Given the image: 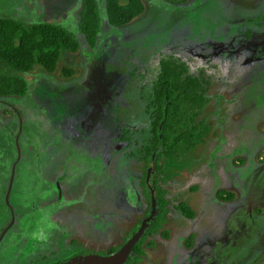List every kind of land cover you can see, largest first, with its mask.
I'll return each instance as SVG.
<instances>
[{
  "label": "rangeland",
  "instance_id": "1",
  "mask_svg": "<svg viewBox=\"0 0 264 264\" xmlns=\"http://www.w3.org/2000/svg\"><path fill=\"white\" fill-rule=\"evenodd\" d=\"M141 1L140 17L111 27L97 0L101 33L91 51L78 32L80 0H0V18L58 25L79 44L53 74L36 67L21 75L30 87L24 97L0 101V168H29L34 157L55 173L78 168L70 182H82L87 251L122 244L144 215L149 166L119 142L118 125L134 142L142 138V98L162 55L173 53L209 83L201 119L210 130L151 176L166 223L139 264H264V0Z\"/></svg>",
  "mask_w": 264,
  "mask_h": 264
},
{
  "label": "trees",
  "instance_id": "2",
  "mask_svg": "<svg viewBox=\"0 0 264 264\" xmlns=\"http://www.w3.org/2000/svg\"><path fill=\"white\" fill-rule=\"evenodd\" d=\"M162 1L179 7L188 0ZM102 3L105 20L111 27L125 26L145 11L141 0H102ZM99 12L97 0H80L78 32L82 46L91 51L95 50L101 33ZM78 51L79 44L75 37L58 25H27L0 18V101L22 98L27 94L30 87L21 75L30 74L36 67H40L47 74H53L63 52L76 54ZM31 87L34 88L32 85ZM208 87V81L193 74L187 62L166 52L158 62L151 94L148 98H142L148 124L146 132L142 131V138L134 142L131 129H123L119 122V142L128 148L133 145L138 148L137 161L149 166L141 182L147 194L144 215L138 220L132 233L122 239V244L137 231L141 221L150 215L151 191L155 199L154 217L146 224L143 235L125 264H139L145 255L144 249L156 247L152 238L166 223L163 191L156 181H151V176L154 178L162 174L160 163L176 157L183 150L197 147L209 135L210 127L201 119ZM150 182L152 190L148 186ZM179 210L185 217L193 218L184 205H180ZM120 247H110L105 255L115 253Z\"/></svg>",
  "mask_w": 264,
  "mask_h": 264
},
{
  "label": "flooded vegetation",
  "instance_id": "3",
  "mask_svg": "<svg viewBox=\"0 0 264 264\" xmlns=\"http://www.w3.org/2000/svg\"><path fill=\"white\" fill-rule=\"evenodd\" d=\"M33 159L34 166L29 168H0V264H58L91 252L84 241L82 182L77 186L70 182L76 177L73 169L78 168L55 173L36 167L39 160ZM130 180L124 191L127 196L131 193ZM96 217L94 213L92 219ZM124 244L107 246L106 251ZM106 251L95 254L105 255Z\"/></svg>",
  "mask_w": 264,
  "mask_h": 264
},
{
  "label": "water",
  "instance_id": "4",
  "mask_svg": "<svg viewBox=\"0 0 264 264\" xmlns=\"http://www.w3.org/2000/svg\"><path fill=\"white\" fill-rule=\"evenodd\" d=\"M154 214L155 200L154 193L153 191H151V212L149 217H147L141 222L137 232L133 234L131 238L115 253L110 255H100L90 252H82L72 257H69L65 261L58 264H125L128 258L133 253V248L135 244L140 240L141 236L143 235L146 224H148L152 220Z\"/></svg>",
  "mask_w": 264,
  "mask_h": 264
}]
</instances>
